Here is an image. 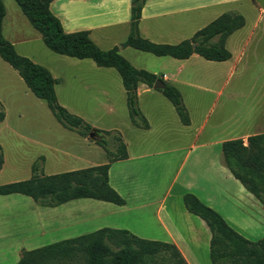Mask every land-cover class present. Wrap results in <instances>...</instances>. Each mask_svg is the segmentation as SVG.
<instances>
[{"label":"crops","instance_id":"0c3cea01","mask_svg":"<svg viewBox=\"0 0 264 264\" xmlns=\"http://www.w3.org/2000/svg\"><path fill=\"white\" fill-rule=\"evenodd\" d=\"M245 2L250 0H146L140 10L138 35L154 44L175 45L189 39L197 30L221 14H238V9ZM129 7L130 0H52L49 4V10L59 21L63 33L88 31V37L100 50H108L118 45L119 55L135 69L143 70L133 66V62L130 63V60L123 56V52L129 57L134 54L127 51L130 47L120 46L128 34ZM5 40L13 46L9 39ZM195 56L197 55L192 54L186 60L157 57L161 60L158 65L160 73L144 71L155 75L164 86L174 87L182 103L180 87L193 88L201 93L208 91L201 83L193 84L192 80L180 79L185 64L190 65V60H195ZM23 57L27 58L26 55ZM230 59L231 55L228 60ZM99 69L110 75L106 70L112 68ZM229 70L231 74L234 66ZM118 82L121 83L120 78ZM25 89L27 90L26 87ZM158 90L160 89L150 88L142 83L137 84L136 108L146 126L144 127L139 119H135L133 124L128 117L130 131L118 132L126 158L109 164L107 183L124 204L116 206L84 198L70 200L52 208H40L30 198L19 194L0 196V264H15L21 251H30L103 228L123 230L143 240L172 244L186 264H210L208 228L202 220L184 209L182 195L185 193L194 195L218 213L243 238L255 241L263 236L264 212L261 205L230 175L220 158V144L223 141L241 139L245 144L246 137L250 135L242 134L222 139L202 137L203 124H200L194 129V135L190 137L188 144L170 145L157 150L147 141L140 139L139 134L150 133L152 124L146 114L138 109L137 100L140 96H151L152 92L161 95ZM123 94L125 98L124 90ZM171 110L180 130H188L191 127L188 111L185 109L189 123L184 126L179 122L172 106L168 117H172ZM2 122L3 120L0 123ZM166 126L168 123L162 115L161 127ZM260 133H264V130L251 135ZM76 135L84 144L86 142L96 145V140L88 142L77 132ZM102 150L101 148L99 160L93 166L107 162ZM76 157V154L71 156ZM79 169L83 168L69 171ZM254 215H257L258 219H255Z\"/></svg>","mask_w":264,"mask_h":264},{"label":"rangeland","instance_id":"374dc122","mask_svg":"<svg viewBox=\"0 0 264 264\" xmlns=\"http://www.w3.org/2000/svg\"><path fill=\"white\" fill-rule=\"evenodd\" d=\"M0 1L5 11L3 37L13 43L17 54L26 55L56 80L54 93L61 107L91 128L110 130L108 136L102 137L106 141L105 148L114 153L113 138L118 137L120 130L130 131L123 88L121 83L118 84L116 72L109 69L106 71L110 75H107L90 60H76L48 51L13 0ZM242 5L237 13L242 16L244 25L225 41L231 59L218 64L195 56L180 74V79L201 83L208 90L201 93L193 88L180 87L182 104L190 114L191 127L180 130L173 110L172 117H168L169 102L152 92L151 96H140L137 100L138 109L152 124L150 133L139 134L141 140L158 150L188 144L200 124H203L202 137L216 139L264 130V0H250ZM116 47L118 49V45ZM127 51L134 53L130 57L122 53L130 63L133 62V66L146 71L159 70V58L131 48ZM231 66L234 70L230 74ZM0 106L4 114L0 123V185L26 180L36 173L52 175L87 168L99 160L101 148L84 144L74 130L63 128L45 103L34 98L16 72L1 60ZM162 115L168 123L165 128L161 127ZM85 139L94 141L88 136ZM74 154L77 157L71 158ZM254 218L258 219L257 215Z\"/></svg>","mask_w":264,"mask_h":264},{"label":"trees","instance_id":"16d2710c","mask_svg":"<svg viewBox=\"0 0 264 264\" xmlns=\"http://www.w3.org/2000/svg\"><path fill=\"white\" fill-rule=\"evenodd\" d=\"M52 0H13L29 26L36 31L43 46L50 52L74 58L89 59L98 68H112L120 78L125 92V105L131 123L143 119L136 108V86L152 87L157 77L132 67L119 55L116 46L100 50L88 37V31L63 33L60 23L49 10ZM146 0H130L129 29L121 47L149 53L156 57L186 60L195 54L205 61L224 62L230 58L224 48L226 38L244 25L238 14H221L197 30L189 39L175 45L154 44L138 35L140 10ZM4 8L0 1V60L16 72L27 90L42 100L54 119L65 129L75 130L86 137L93 131L99 135L95 144L101 147L107 162L75 171L52 175L32 174L26 180L0 185V196L19 194L36 205L52 208L75 199H92L121 206L124 201L108 186L109 164L126 158L125 148L118 137L113 138L114 153L109 152L102 136L109 132L92 129L79 117L61 107L54 93L55 80L43 67L18 55L1 34ZM215 39V41H213ZM173 107L179 122L189 123L178 91L165 85L158 90ZM4 115L0 109V122ZM222 165L230 175L258 201L264 212V133L220 144ZM2 156L0 152V168ZM36 171L35 169L33 170ZM186 212L198 217L208 228V259L210 264H264V233L256 241L240 236L223 218L200 202L194 195H182ZM15 264H186L176 247L169 243L136 238L123 230L98 229L75 238L61 240L30 251H21Z\"/></svg>","mask_w":264,"mask_h":264},{"label":"water","instance_id":"95a60500","mask_svg":"<svg viewBox=\"0 0 264 264\" xmlns=\"http://www.w3.org/2000/svg\"><path fill=\"white\" fill-rule=\"evenodd\" d=\"M164 87L163 83L161 82L160 79L155 80L154 84L152 85V88L154 89H162ZM88 137L94 140H98L99 138L96 137L95 133L93 131H91L88 134Z\"/></svg>","mask_w":264,"mask_h":264}]
</instances>
